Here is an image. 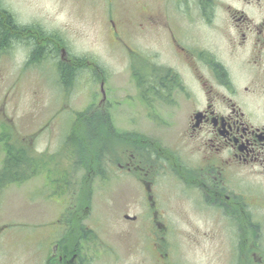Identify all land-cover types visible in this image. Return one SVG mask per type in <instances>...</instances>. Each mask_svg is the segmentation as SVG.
I'll use <instances>...</instances> for the list:
<instances>
[{"label":"rangeland","instance_id":"obj_1","mask_svg":"<svg viewBox=\"0 0 264 264\" xmlns=\"http://www.w3.org/2000/svg\"><path fill=\"white\" fill-rule=\"evenodd\" d=\"M220 1L223 3L225 0ZM163 2L164 0H0V10L7 9L10 12L14 27L16 23L32 27L37 34L33 31L26 35L25 31H18L17 38L5 43L7 53H0V138L3 140L0 144L10 136V141L24 145L28 158L31 154L37 157L32 168L38 171L30 179L23 181V175L18 177L19 180L22 178L20 182L9 183L0 189V264H40L42 259L45 261L47 257L52 258L54 249L62 247L56 239L60 238L58 230L64 231V228L55 232L57 223H64L66 228L68 213L80 206L84 210L85 204H78L82 201H90L87 204L88 216L81 225H76L72 238L80 237L86 264H162V254L153 251L158 249L159 238L174 246L170 255L166 256L173 264L181 260V255L185 261L194 260L197 264H224L225 255L220 252L226 253L227 246L236 242L228 241L220 235L221 219L210 218L207 213L202 214L192 195L182 193L178 177L175 172L169 171V167L159 168L162 173L155 179L159 195L157 206L160 205L162 216L154 220L155 225H160L161 233L152 237L148 236L152 234L148 221L146 224L141 219L130 221L123 217V211L140 214L148 210L145 201L140 199L139 204L135 203L138 194L135 193L137 188L133 178L121 177L117 180H125L128 187L121 188L123 193H127L116 203L113 192L116 193L118 187L114 178L108 176L104 182L96 178L93 182L80 185L81 170L73 174L75 150L72 143L75 140L69 136L70 144L62 145L76 118L75 112L82 110L89 112L88 114L97 113L94 117L98 116L96 119L105 122L101 124V129L104 131L107 149L112 157H119L122 162L133 150L134 138L141 134L158 139L166 147L170 141L173 145L177 143L178 134L172 139L170 135L178 128L173 132L174 117L178 111L175 107L184 101L179 99L177 104L170 105L159 101L155 102L154 107H146L147 101L142 100L146 97L140 95L144 91L149 93L145 86L135 83L137 79L150 76L148 62L142 57H135L131 62L127 47L115 42L109 23L111 17L118 22L119 31L126 37L127 44L135 42L140 46L152 45L155 53L161 54L165 48V39L149 33L145 28L135 29L129 35L123 24L132 20L137 25L136 20H142L140 14L150 8H159ZM182 4L188 10L186 6L190 7V0H182ZM199 5L200 1L196 4L191 0V8L195 14L188 28L191 27L190 33L194 35L203 20L198 15ZM172 19L176 20V15H172ZM183 20L184 16L180 14L177 22ZM52 33L62 38L60 47L67 48L68 56L89 59L87 64L75 68L77 72L71 85L66 88L59 83L60 74L55 66V60L61 57L60 48L53 49L50 46L53 44L52 40L46 37ZM34 35L39 36L40 40H36ZM210 36V31L205 29L198 43L205 39L208 41ZM33 42L44 47V54L48 53L52 59L53 66L43 64L50 70L36 68L43 60L40 54L30 62L35 56L32 54ZM54 53L56 58L53 57ZM154 62L157 67H169L168 64L164 66L161 57L157 55L154 56ZM94 64L107 70V98L99 109L97 107L102 99L101 79L95 75L97 70ZM136 69L139 77L136 76L135 79L133 75V82L132 71ZM158 77L157 75L156 79ZM163 98L167 100L165 96ZM157 103L162 104L159 106ZM105 115L111 116L113 123L107 121ZM53 117L55 120L52 121ZM47 123L48 127L43 128ZM76 126L83 127L81 124ZM39 128L44 130L43 134L31 138ZM74 129L75 125L72 132L76 131ZM133 131L137 134L128 135ZM84 132L87 136V127ZM83 145L88 150L95 151L97 143L93 144L91 141L87 144L85 140ZM45 155L48 156L44 160ZM1 156L2 153L0 159ZM167 164L168 162H160V165ZM22 165L18 169L24 173L23 169L26 170L27 167ZM71 173L73 181L78 182V185L67 186L66 177L67 180L71 178ZM48 176H54L57 180L49 179ZM62 181L65 186L59 185ZM54 191L57 197H51ZM86 225L92 228L87 230V238L84 232ZM165 226L172 228L169 233H165ZM53 232L56 233L55 237L50 240ZM250 242L260 243V237L250 236ZM261 243L264 244V240ZM179 244H182L181 249ZM97 251H103L101 258L91 255ZM89 260L92 261L88 262Z\"/></svg>","mask_w":264,"mask_h":264},{"label":"flooded vegetation","instance_id":"obj_2","mask_svg":"<svg viewBox=\"0 0 264 264\" xmlns=\"http://www.w3.org/2000/svg\"><path fill=\"white\" fill-rule=\"evenodd\" d=\"M197 1L203 20L196 35L188 28L195 14L191 0L188 10L179 0L162 5L160 15L145 11L144 21L137 25L132 20L123 24L129 34L145 28L165 39L163 53L148 51L144 57L150 76L137 79V69L132 75L135 84L149 93L140 95L146 97L142 98L146 107L159 101L167 105L184 101L175 107L173 122L181 126L170 136L178 134L177 143L170 141L166 147L141 134L143 138H134L125 163L99 164L98 171L102 182L105 167L115 181L130 175L137 188L136 205L141 199L150 210L130 219L158 220L160 212L152 210L159 198L155 179L162 173L159 168L169 167L182 193H190L202 212L227 221L224 235L235 237L236 243L227 246L226 253L220 252L224 264H264V0ZM180 14L184 20L177 22ZM112 24L118 34L114 20ZM205 29L211 36L198 43ZM155 55L169 67H157ZM162 161L168 164L160 165ZM250 236L260 237V243L250 242ZM63 252L52 264H86L82 246H67Z\"/></svg>","mask_w":264,"mask_h":264},{"label":"trees","instance_id":"obj_3","mask_svg":"<svg viewBox=\"0 0 264 264\" xmlns=\"http://www.w3.org/2000/svg\"><path fill=\"white\" fill-rule=\"evenodd\" d=\"M11 19H12V16L9 15L6 10H0V44H5L9 41L11 42L14 40V38H17L19 36L16 27L14 28L11 22ZM43 35L44 33H42V36ZM50 38L51 37H49V39ZM33 44H34V48H33L32 54L34 53L42 54L45 48L36 45L35 42H33ZM85 60L86 59L84 58L76 57V59H74L73 61L75 64L72 66L64 62H58L57 69L61 76L60 79L63 82L71 80L77 72L75 70L76 66L78 67V66L85 65L86 64L84 62ZM88 113L89 112L86 111V112L77 114L76 124H81L83 127L76 126L75 124L74 130L76 131H74L72 134L75 135L76 133L78 134V132L83 133L87 127V131H88L87 140H86L87 144H90V142L93 141V144L97 143V146L94 151L93 149L88 150V148H86L85 145H83V142L81 146H80V143H78V151L80 153L79 152L77 153V157L83 160L84 159L96 160L97 151L100 148V145L102 146L103 144L107 143L105 142L106 139H102V135H101V133L103 132V130L101 129V124H104L105 122L96 119L98 118V116L94 117V115L95 114L97 115V113H91V114H88ZM105 117L107 121L110 122L109 116L105 115ZM100 119L103 120L104 117H100ZM81 128L83 129V131H79ZM73 135L71 136L72 138H74ZM9 138L10 137L6 138L5 142L2 145L0 144V153H2L1 163L3 165L0 168V189L1 190L5 188L9 183L19 182L22 180V178L19 180L18 177L24 175V177L27 178L31 176L30 173L33 174L36 172L34 168H32V166L35 165L37 157L31 154L28 158V153L26 152L25 146L15 144L14 142L10 141ZM0 142H3L1 138H0ZM46 158L47 157L45 156L44 160ZM26 162H29L30 164H24ZM6 163H8V166L5 167ZM21 165L27 167L26 170L23 169L24 173H21V169L20 170L18 169Z\"/></svg>","mask_w":264,"mask_h":264}]
</instances>
